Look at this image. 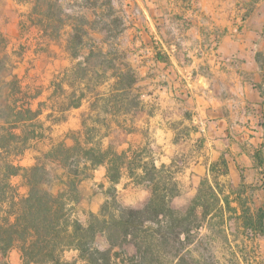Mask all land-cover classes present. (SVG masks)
<instances>
[{"label": "trees", "instance_id": "1", "mask_svg": "<svg viewBox=\"0 0 264 264\" xmlns=\"http://www.w3.org/2000/svg\"><path fill=\"white\" fill-rule=\"evenodd\" d=\"M14 1L29 6L24 28L34 29L41 43L64 45L71 61L81 60L72 65L70 77L74 84L86 80V88L74 89L70 84L72 91L56 104L60 116L52 123L65 122L66 112L88 105L80 116V129L66 136L71 145L64 139L35 158L33 165L19 166L16 160L29 143L43 138L36 126L41 110L32 108L38 95L30 96L13 74L7 41L0 31V264H9L12 251L19 254L20 264H199L189 247L213 220L219 228L227 220L241 221L252 236L264 237V211H251L242 199L243 185L224 195L205 180L186 210L178 212L170 206L179 195L172 164L157 166L150 151L139 146L121 150L112 144L103 146L113 127L123 129L119 119L140 105L138 78L123 52L110 50L105 41L91 36L122 24L113 8L118 0H67L68 8L65 0ZM84 12L98 18L99 29ZM60 75L50 83L49 99L65 95ZM101 166L113 192L127 178L134 186H145L150 195L140 209H132L121 206L109 191L110 200L82 224L74 211L78 187ZM215 166L211 171L218 170L217 175L227 173L223 158ZM13 178H20V184L14 185ZM98 235L107 239L104 251L95 246ZM124 244L135 248L133 256L114 251ZM67 251L76 252V259H64Z\"/></svg>", "mask_w": 264, "mask_h": 264}, {"label": "crops", "instance_id": "2", "mask_svg": "<svg viewBox=\"0 0 264 264\" xmlns=\"http://www.w3.org/2000/svg\"><path fill=\"white\" fill-rule=\"evenodd\" d=\"M124 1L127 19L132 5L139 13L123 32L140 105L134 131L113 127L108 139L117 131L142 136L143 128L160 150L152 154L156 165L175 167L174 157L186 158L173 201H190L200 181L218 172L211 170L220 158L227 173L219 176L231 190L264 184V0H232L229 10L225 0H206L202 18L186 24L179 0ZM239 1L249 11L242 22L233 17ZM124 144L139 146L122 141L118 149ZM102 168L96 172L106 180ZM254 201L264 204V189Z\"/></svg>", "mask_w": 264, "mask_h": 264}, {"label": "rangeland", "instance_id": "3", "mask_svg": "<svg viewBox=\"0 0 264 264\" xmlns=\"http://www.w3.org/2000/svg\"><path fill=\"white\" fill-rule=\"evenodd\" d=\"M179 1V8L182 9L180 11V14H182L180 18L185 24L187 21L190 22L193 16L202 18L201 5L204 6L206 0ZM231 1L225 0V9H231ZM259 1L253 0L254 3H258ZM168 3H170V0H168ZM67 4L68 1L65 0L64 6L66 8H68ZM125 4L126 2L124 0H118L113 3L114 11L118 12L116 16L122 19L120 26L112 28L111 31L109 29V31L105 32L92 33L91 36L97 41H105L110 50L116 48L120 52H123L125 59L128 60V56H130V52L133 50L128 46L130 35L123 32V30L127 27L126 24L136 23V20L139 18V13L137 7L132 5L129 18L127 19L123 13ZM234 4L235 13L233 17L234 19L238 18L242 22L249 13L246 10L247 6H244L242 1ZM214 9H216V6H214ZM28 10V5L18 4L14 0H0V31L7 41V52L10 55V63L14 67L12 72L21 81L22 87L27 90L30 96L38 95L32 102V108L34 110H41V115L38 118V122L36 121V126L41 128L43 138L31 141L23 157L16 160V163L21 167L33 165L35 158L48 152L52 146L66 139V136H70L69 132L79 130L80 116L86 111L88 105L87 103H83L80 108L66 112L64 114L66 118L65 122L52 123L55 118L60 116L57 113L58 105L56 104L63 101V98L69 96L72 91L70 84L74 85V89H84L86 88L87 82L84 80L81 83L78 81L74 84L73 78L70 77L71 67L81 60L71 61L69 55L64 50V45L41 43L39 35L34 29L29 30L24 28ZM75 11L77 12L78 10L73 9L71 12ZM84 15L88 20L93 22L95 28H100V24L97 23L98 18L94 17L91 12H84ZM59 73H61L60 78L62 79L65 95L62 97L59 96L57 99L56 97L49 99L53 91V89L49 88L50 83L54 75ZM91 84L92 82H90V86ZM110 84H112V81L103 84L102 89L108 88ZM13 98L16 97L13 96ZM136 111L126 118L119 119L124 131H134L135 128L132 122ZM123 120L124 122H122ZM137 130L141 131L142 136L129 137L126 136V132H113L110 139L103 140V146L112 144L117 147L120 142L125 141L145 148L146 151H150V155L158 154L160 150L154 147L153 139L148 137L147 132L144 131L145 129L137 128ZM66 142L68 145L72 144V141L68 138ZM122 147L126 149L127 145L124 144ZM174 160L175 167H173V170L178 171L182 168L186 158L176 156ZM99 169L103 168L100 167ZM97 170H94L78 187L79 202L74 211L76 219L82 224L86 223L89 213L97 214L106 201L110 200L108 197L109 191L115 193L117 202L126 208L140 209L147 201L150 192L145 186H134L129 184V181L126 179H123L120 184L115 185V192H113V188L106 180H103L102 175L96 172ZM205 180L208 181V184L217 186V189L222 190L224 195H227L231 190L226 179L217 175L216 172L200 181L196 194L200 185ZM12 183L19 185L20 178L12 179ZM263 185L258 186L252 183L243 184L242 190L244 192L242 199L248 203L252 212H255L257 209L264 211V204L261 201H254L255 198L258 199V195L262 194V189H264ZM205 187H202V189L204 190ZM239 188L240 185L234 190H238ZM20 192L24 193L25 189L20 188ZM176 197L171 199L170 206L178 212L186 210L188 204L194 198L184 203L180 199L173 201ZM233 198L234 196H231L230 200ZM232 205L234 206L235 204L233 203ZM228 216L226 214L225 218ZM214 222V220L211 221L207 225V228L202 229L199 241L194 242L189 247L195 261L199 264H264V237L252 236L250 231L242 226L241 221L238 222L234 219L227 220L226 224L220 228L214 226ZM95 246L101 251L106 250L108 248L106 237L104 235H98L95 240ZM114 251L123 252L127 256H133L135 254V248L131 244H124L120 249L117 248ZM76 256L77 254L74 251H67L63 254L64 259L68 261L76 259ZM1 261L2 258L0 256ZM7 261L9 264H20L19 254L16 251H12L8 255Z\"/></svg>", "mask_w": 264, "mask_h": 264}]
</instances>
